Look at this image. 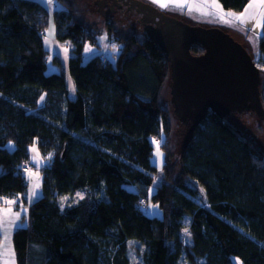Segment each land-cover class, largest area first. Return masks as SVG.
I'll use <instances>...</instances> for the list:
<instances>
[{
    "label": "trees",
    "instance_id": "trees-1",
    "mask_svg": "<svg viewBox=\"0 0 264 264\" xmlns=\"http://www.w3.org/2000/svg\"><path fill=\"white\" fill-rule=\"evenodd\" d=\"M217 1L233 14L249 2ZM50 10L42 0H0V205L27 190L32 145L44 165L41 195L12 233L16 263L131 264L132 250L137 264H264L261 149L209 112L186 139L177 175L158 179L153 140L170 121L160 100L163 49L132 34L116 38L114 63L96 53L84 62L95 38L70 8L59 9L55 38L71 55L67 71L47 73ZM253 61L264 68V52ZM145 202L160 214L147 215Z\"/></svg>",
    "mask_w": 264,
    "mask_h": 264
},
{
    "label": "rangeland",
    "instance_id": "rangeland-1",
    "mask_svg": "<svg viewBox=\"0 0 264 264\" xmlns=\"http://www.w3.org/2000/svg\"><path fill=\"white\" fill-rule=\"evenodd\" d=\"M45 6L51 8L48 15L47 24H45L43 44L46 50L47 73L55 69H63L67 71L68 60L71 55V44L68 41L59 42L55 38L54 13L59 9H69L74 12L75 19L80 21L95 39V45L87 43L83 52V61L86 62L88 57L95 53L101 56V62L114 63L122 46L116 38L124 39L129 35L135 34L139 41L144 40L142 28L134 23L135 13H122L120 9L114 13L105 12L103 7L99 6L101 0H42ZM142 1V0H138ZM148 4L157 8L163 13H167L172 17L181 20L187 26H199L202 28H210L213 26L224 30L228 27L229 21L225 19L218 10L212 6H202L196 0H143ZM166 5V6H162ZM182 5V6H178ZM110 27L112 37L107 35V27ZM236 35L242 40V37L249 39L257 46L253 58L259 55V49L264 52V37L261 39V34L251 33L249 30H243L235 23L229 25ZM243 33L241 34L239 33ZM202 33V32H201ZM246 33V35L244 34ZM204 34V33H203ZM208 38V37H207ZM204 39V38H203ZM206 39V38H205ZM260 47V48H259ZM54 57H57L59 64L54 63ZM61 64V67L59 65ZM260 65V64H259ZM260 98L264 107V68H260ZM67 76V84L72 87V80ZM169 75L164 82L160 100L161 107L169 116V131L164 136L154 138V150L151 156V163L159 170L157 178L160 179L164 175V170L167 173H178L179 158L187 138L186 126L176 117L172 104L170 102V86ZM228 122L233 125L244 136L249 137L257 147L264 153V119H261L254 110L246 111L237 114H231L228 117ZM30 162L29 170L25 173L28 187L25 193L18 195V198H6L0 205V264H17L12 246V233L18 226L25 225L28 219V205L35 201L41 195V167L43 159L39 154L36 145L29 148ZM165 162V166H162ZM83 193L75 194V198H81ZM67 197L62 202H66ZM11 202V203H9ZM147 202H145L146 204ZM143 204L142 210L149 216L160 214V209L152 205L151 202ZM184 235L188 240V233L185 230ZM131 264H137L138 258L129 252ZM235 264L241 262L234 258ZM183 264H187L184 262Z\"/></svg>",
    "mask_w": 264,
    "mask_h": 264
},
{
    "label": "water",
    "instance_id": "water-1",
    "mask_svg": "<svg viewBox=\"0 0 264 264\" xmlns=\"http://www.w3.org/2000/svg\"><path fill=\"white\" fill-rule=\"evenodd\" d=\"M139 3L158 26L147 38L154 40L166 55L170 102L176 117L187 128L186 139L209 112L228 121L231 114L254 110L264 119L260 70L241 43L219 27L187 26L150 4ZM192 48L202 53L192 55Z\"/></svg>",
    "mask_w": 264,
    "mask_h": 264
},
{
    "label": "crops",
    "instance_id": "crops-1",
    "mask_svg": "<svg viewBox=\"0 0 264 264\" xmlns=\"http://www.w3.org/2000/svg\"><path fill=\"white\" fill-rule=\"evenodd\" d=\"M143 1V0H142ZM201 4L202 6H212L216 10H218L222 15H224L225 19L229 21L228 27L224 28V31L229 33L236 41L241 43L248 51L251 52L252 55L255 54L257 46L254 45L251 41H248L249 39H246L244 42V36L242 37V40L237 37L236 35H233L234 32L229 26L230 23H235L238 27L242 28L244 31L249 30L251 33L254 34H260L262 32V27L264 25V0H249L247 6L245 9L238 14H233L230 12L223 11L220 4L217 0H196ZM147 3L146 1H144ZM148 4V3H147ZM249 5H252V7H249ZM167 14V13H166ZM243 16V23L240 22V20L237 19V17ZM241 36L243 33L239 32ZM246 35V33H244Z\"/></svg>",
    "mask_w": 264,
    "mask_h": 264
},
{
    "label": "flooded vegetation",
    "instance_id": "flooded-vegetation-1",
    "mask_svg": "<svg viewBox=\"0 0 264 264\" xmlns=\"http://www.w3.org/2000/svg\"><path fill=\"white\" fill-rule=\"evenodd\" d=\"M99 6L103 7L105 12L108 11L109 13H114L118 9H120L124 14L134 12V23L142 28V33L144 34L145 38H147V35L151 34L152 31L158 27L155 23L151 22L152 16L148 13V10L142 5V3H139L138 0H101L99 1ZM151 13L153 14L154 11L151 10ZM155 21H158V18H155ZM160 25L162 26V24ZM201 53L202 52H194L191 50L192 55H199ZM249 53L252 56L250 51Z\"/></svg>",
    "mask_w": 264,
    "mask_h": 264
},
{
    "label": "snow or ice",
    "instance_id": "snow-or-ice-1",
    "mask_svg": "<svg viewBox=\"0 0 264 264\" xmlns=\"http://www.w3.org/2000/svg\"><path fill=\"white\" fill-rule=\"evenodd\" d=\"M162 6H166V5H162ZM178 6H182V5H178ZM249 7H252V5H249ZM237 19L240 20L241 23H243V16L237 17Z\"/></svg>",
    "mask_w": 264,
    "mask_h": 264
},
{
    "label": "built area",
    "instance_id": "built-area-1",
    "mask_svg": "<svg viewBox=\"0 0 264 264\" xmlns=\"http://www.w3.org/2000/svg\"><path fill=\"white\" fill-rule=\"evenodd\" d=\"M28 170V168H26L24 165H23V167L21 168V171L22 172H25V171H27Z\"/></svg>",
    "mask_w": 264,
    "mask_h": 264
}]
</instances>
